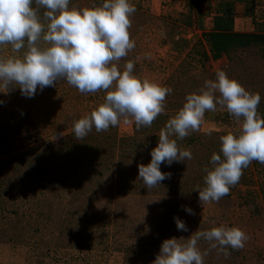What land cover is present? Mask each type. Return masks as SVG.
Wrapping results in <instances>:
<instances>
[{
	"label": "rangeland",
	"instance_id": "rangeland-1",
	"mask_svg": "<svg viewBox=\"0 0 264 264\" xmlns=\"http://www.w3.org/2000/svg\"><path fill=\"white\" fill-rule=\"evenodd\" d=\"M130 2L137 9L129 29L136 47L119 68L132 61L141 80L172 88L164 113L150 127L121 117L118 126L93 128L78 140L74 122L101 105L105 91L82 94L61 81L32 98L18 87L0 92V264H152L165 239L186 242L197 230L220 226L240 228L249 239L242 249L229 248L228 257L201 240V252H209L204 264H264V164L253 161L219 202L202 204L195 190L206 186L204 169H211L213 153L221 154L220 137L239 132L225 107L206 112L199 131L172 137L192 159L162 164L171 179L147 189L138 177L161 129L218 71L259 93L264 117V0ZM102 3L71 0L70 7ZM219 20L230 23V32L255 37L214 57L207 35ZM11 54L10 46L0 53ZM174 217L188 231L178 230Z\"/></svg>",
	"mask_w": 264,
	"mask_h": 264
},
{
	"label": "clouds",
	"instance_id": "clouds-1",
	"mask_svg": "<svg viewBox=\"0 0 264 264\" xmlns=\"http://www.w3.org/2000/svg\"><path fill=\"white\" fill-rule=\"evenodd\" d=\"M70 4L71 0H0V53L6 46L12 53L0 55V92L18 87L21 95L32 98L38 88L43 91L61 81L82 94L105 91L104 102L74 122L78 140L93 128L100 133L118 126L121 117L133 118L137 128L150 127L164 113L165 98L173 89L141 80L134 74L132 61L123 71L119 68L121 59L136 47L129 32L136 7L130 0H103L100 6L83 9ZM261 99L259 93L249 92L226 72L218 71L198 94L186 96L183 107L161 129L150 163L139 165V179L147 189L171 179V173L160 170L162 164L192 159V152L180 149L172 137L183 140L199 131L205 113L216 111L219 105L236 119L240 129L220 137L222 155L212 154L211 169H204L206 186L195 189L202 204L219 202L253 161L264 164V117L258 114ZM182 210L195 215L190 207L182 206ZM174 220L178 230L188 231L179 217ZM248 239L237 227L197 230L186 242L165 239L152 264H204L209 252H201V240L209 243V251L219 250L228 257L229 248L242 249Z\"/></svg>",
	"mask_w": 264,
	"mask_h": 264
},
{
	"label": "trees",
	"instance_id": "trees-1",
	"mask_svg": "<svg viewBox=\"0 0 264 264\" xmlns=\"http://www.w3.org/2000/svg\"><path fill=\"white\" fill-rule=\"evenodd\" d=\"M219 22H216L215 31L207 35V40L211 44L214 57H219L231 48L244 47L250 42L251 37H255L252 34L230 32V23L228 21H226L229 24L228 26L224 25V20H219Z\"/></svg>",
	"mask_w": 264,
	"mask_h": 264
}]
</instances>
